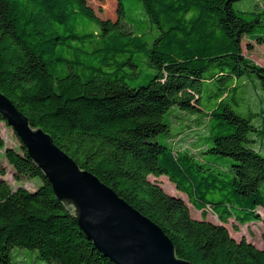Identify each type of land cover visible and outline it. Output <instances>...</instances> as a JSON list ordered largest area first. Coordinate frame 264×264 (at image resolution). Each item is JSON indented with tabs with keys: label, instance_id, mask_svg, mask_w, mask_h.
<instances>
[{
	"label": "trees",
	"instance_id": "16d2710c",
	"mask_svg": "<svg viewBox=\"0 0 264 264\" xmlns=\"http://www.w3.org/2000/svg\"><path fill=\"white\" fill-rule=\"evenodd\" d=\"M237 1L141 0L158 30L146 51L155 72L131 87L114 63L128 55L121 65L135 66L126 52L139 48L123 0H116L115 21L99 18L86 0H0V92L79 167L157 224L178 257L195 264H264V237L257 248L225 226L232 219L238 230L260 220L264 209V156L248 146L256 128L223 98L245 74L264 92V62L256 64L241 47L244 39L248 51L264 43V15L235 10ZM86 23L97 29L81 31ZM214 82L217 102L206 109L202 89ZM165 116L180 129L176 136H169ZM159 133L166 141L155 139ZM18 140V147L6 146L0 136L7 162L0 160V264L10 263L14 246L36 249L41 263L34 264H114L55 198ZM223 157L232 161L228 167L217 161ZM6 168L15 181L38 177L40 184L13 188ZM150 175H165L202 218H192L185 202ZM208 212L219 223L206 220Z\"/></svg>",
	"mask_w": 264,
	"mask_h": 264
},
{
	"label": "water",
	"instance_id": "95a60500",
	"mask_svg": "<svg viewBox=\"0 0 264 264\" xmlns=\"http://www.w3.org/2000/svg\"><path fill=\"white\" fill-rule=\"evenodd\" d=\"M0 116L69 210L86 238L114 264H195L176 254L162 229L91 172L79 167L41 127L0 92Z\"/></svg>",
	"mask_w": 264,
	"mask_h": 264
},
{
	"label": "rangeland",
	"instance_id": "374dc122",
	"mask_svg": "<svg viewBox=\"0 0 264 264\" xmlns=\"http://www.w3.org/2000/svg\"><path fill=\"white\" fill-rule=\"evenodd\" d=\"M86 1L99 18L103 20L109 19L111 21H115L117 19L116 0H105L103 2H98L95 0ZM123 2L126 12V21L129 23V29L133 32V40L139 45V48L132 49L131 52H126L127 54L132 53V57H130V59L135 66L129 65V63L121 65V61L126 60L128 55L115 58L114 63L117 65L116 67L119 68V72L124 74V81L129 86L135 87L145 84L149 79V76L155 72V70L147 64L146 51L154 37L158 34V30L149 22L148 17L143 10L141 0H123ZM233 8L237 11L245 12L257 10L261 12L262 15H264V2H262V0H240L233 3ZM79 29L81 31H94L97 28L93 23H86L81 25ZM246 41L247 40L244 39L241 44L243 54L256 64H263L264 43L260 45L253 43L252 48L248 51L245 47ZM85 61L87 62L88 60L85 59ZM112 68H115V66ZM76 69L79 72L87 71L80 70L77 67ZM234 85H236V88L231 90L227 96L223 97L224 101L227 102L237 114L250 117L251 123L256 128V131L249 134V137L253 141H251L248 146L252 147L264 156V92L258 79H256V77L252 74H245L237 78L234 82ZM219 86L220 82H214L211 85H205L203 87L200 102L206 109H209L216 104L217 95L215 93L217 92ZM174 111H177L176 107L171 108V114ZM187 114L191 117L198 118L199 120L203 118L200 113ZM165 119L166 121H169L170 124L169 136H176L180 129L175 124L173 119H170L167 116H165ZM190 123L193 124L192 121H190ZM186 130H188V128H186ZM191 132L192 131H190L189 134H191ZM0 136L4 140L6 146L18 147V137L14 133L13 129L6 125L5 122L0 123ZM167 136L165 133H159L156 135L155 139L159 142H164L166 141ZM182 136L183 135H180L179 138ZM194 137L197 136L193 135L189 140L192 141ZM0 160H2L7 165L2 150H0ZM217 161L222 162L226 167H228L232 162L228 157L220 158ZM6 169L7 173L4 178L13 188H16L17 186H23L29 191H33L34 187L36 188L40 184V179L38 177L33 179L22 178L21 180L15 181L12 178L10 168ZM148 179L151 182L159 184L165 193L180 197L187 205L192 218H202L201 211L196 210L189 202L187 196L177 191L175 185L171 183L165 175H161L159 177L150 175L148 176ZM258 213L260 215V220L244 225H238V230H235L233 220L229 219L225 224L229 234L237 241L244 238L246 241L254 244L255 247L262 248L264 237V209L259 208ZM205 219L213 223H219L216 216L210 212L205 215ZM9 256V264L41 263V260L38 256V251L36 249L14 246L10 249Z\"/></svg>",
	"mask_w": 264,
	"mask_h": 264
}]
</instances>
